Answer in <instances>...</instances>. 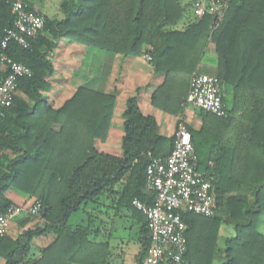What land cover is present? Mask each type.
Here are the masks:
<instances>
[{
  "label": "trees",
  "instance_id": "obj_1",
  "mask_svg": "<svg viewBox=\"0 0 264 264\" xmlns=\"http://www.w3.org/2000/svg\"><path fill=\"white\" fill-rule=\"evenodd\" d=\"M22 1L29 9L38 7L45 24L27 48L11 42L5 51L30 68L31 76L18 81L11 106L0 115V214L13 205L6 193L14 191L41 203V226L24 228L14 239L0 237L3 264H106L102 259L109 243L92 239L99 233L93 219L68 224L74 214L85 213L87 205L103 204L102 198L115 210L139 216L137 264H143L150 244L144 215L132 201L153 203L154 196L145 190L146 166L150 157L169 155L173 137L160 135L155 118L143 115L137 96H131L121 114V155L100 152L118 92L79 86L53 109L46 94L54 74L50 57L60 40L123 58L148 54L153 74L163 78L151 94V104L179 116L178 122L183 120L190 79L208 44L213 45L214 76L226 116L199 111L200 130L186 126L199 171L202 165L201 172L214 175L216 215L181 212L187 243L182 264L192 253L203 252V264L211 263L223 212L232 220L234 235L224 241L221 264H264V234L254 224L262 213L264 193V0H227L218 26L206 13L181 29L173 28L187 8L193 11L197 3L210 0H62L61 18L40 10L44 0ZM13 20L9 0H0V42ZM6 74L0 66V82ZM214 152L210 169L206 160ZM245 194H251L253 202ZM48 234L54 238L47 246L33 244Z\"/></svg>",
  "mask_w": 264,
  "mask_h": 264
},
{
  "label": "built area",
  "instance_id": "obj_2",
  "mask_svg": "<svg viewBox=\"0 0 264 264\" xmlns=\"http://www.w3.org/2000/svg\"><path fill=\"white\" fill-rule=\"evenodd\" d=\"M14 17L11 27L4 30L0 42L2 53L0 66L7 71L0 82V115L11 106L20 79L30 77L31 70L22 63L9 58L5 51L14 42L27 48L43 30L45 18L37 9H29L22 0H9ZM227 0H210L197 3L193 17L201 19L206 13L214 17V25L222 21L227 10ZM143 58L150 61V56ZM184 106L193 107L222 118L226 116L221 100L220 82L214 75L194 73L190 79ZM208 167H213L212 162ZM214 175L198 169L191 136L184 120L176 125L172 149L166 157H150L145 170V190L154 196L153 203L146 205L138 200L132 205L145 218L150 234V244L143 264H182L187 250L186 226L181 212L204 218L216 215V192ZM41 203L36 199L23 205H11L0 214V237L9 234L11 223L22 216L40 219Z\"/></svg>",
  "mask_w": 264,
  "mask_h": 264
},
{
  "label": "crops",
  "instance_id": "obj_3",
  "mask_svg": "<svg viewBox=\"0 0 264 264\" xmlns=\"http://www.w3.org/2000/svg\"><path fill=\"white\" fill-rule=\"evenodd\" d=\"M187 1L191 2V0ZM35 8L39 9L38 7ZM42 9L40 8L41 11ZM61 16V13L55 14L54 18H61ZM193 19L191 8H187V11L182 15V23L179 29L187 23L192 22ZM205 55L210 57L215 56L212 44H208L206 47ZM52 57L54 74L51 77L52 87L46 94V97L53 109L61 107L75 93L79 86H86L90 89L104 92H112L114 90L118 92L108 136L104 143L98 145L100 152L113 156L121 155V138L123 136L121 114L124 111L125 101L131 96H137L138 106L143 115L155 118L160 135L166 138L174 136L179 116L165 114L152 106L151 94L162 83L163 78L153 74L149 61H146L143 56L123 58L119 55H108L84 48L76 43L65 44L63 40H60L57 47L52 51ZM202 69H208V67L199 64L195 73H204L201 72ZM207 74H215L214 66L211 68V72ZM199 114V111L193 107H187L183 113V120L194 131H198L202 127ZM215 153H211L206 161L214 162L213 157H215ZM203 168L200 165V171H203ZM6 196L12 201L13 205H23L31 201L14 191H8ZM101 202L104 205L101 204L98 207L97 205L89 204L85 207V213L82 211L76 213L80 214L79 223H84L90 217L91 220L93 219V225L97 227L99 232L92 239L96 242L108 240L109 245L108 249H106L107 258L105 259V256L102 259V261L106 260V264H137L135 257L139 251L137 240L139 216L125 211L123 208H116L115 210V207L110 206L109 199L104 200L102 198ZM71 218L68 224L70 226L78 225L70 223ZM14 222L11 223V227ZM109 229H111L109 233L110 237H107ZM259 232L264 234L262 230H259ZM50 236L52 235L41 236L37 239L39 241L41 238L45 240ZM11 237L14 239L16 236L11 234ZM229 237L221 235L220 228L215 240L216 251H213L211 255L210 264H221L224 257V253L221 250L224 247L225 239ZM53 238L52 236V239L48 243L43 242L42 246H47ZM202 256H204L203 261L201 259ZM206 256L204 252L201 254L192 253L183 264H203Z\"/></svg>",
  "mask_w": 264,
  "mask_h": 264
},
{
  "label": "rangeland",
  "instance_id": "obj_4",
  "mask_svg": "<svg viewBox=\"0 0 264 264\" xmlns=\"http://www.w3.org/2000/svg\"><path fill=\"white\" fill-rule=\"evenodd\" d=\"M62 0H44L43 1V9L42 12L45 15H48L49 17H54L55 14H60V10H59V5L61 3ZM202 1V0H201ZM184 4L187 3L188 1L183 0ZM181 20L175 25V28L179 29L181 27ZM174 28V29H175ZM51 58V57H50ZM51 60H53V57L51 58ZM201 65H205L208 67V69H202L201 72L204 73H209L211 72V68L214 66V57H210L208 55H205L204 58L202 59V62L200 63ZM212 66V67H211ZM190 108V107H189ZM245 198L247 199V201H249L250 203L253 202V198L251 196V194H245ZM261 207H262V213L256 218L255 220V226L258 227L259 230L264 231V193L262 194L261 197ZM79 216L80 214H75L72 218H71V222L72 224H79ZM221 217L222 220H224V224L221 226V235L223 236H233L234 235V230L232 228V220L223 212L221 213ZM27 218V219H25ZM24 220H27L26 222H24ZM15 222L13 223L12 227L9 230V234L8 236L11 237V234L14 236H18L21 234L22 230L24 228H31L34 229L36 227L41 226V221L40 220H35V219H29L28 217L22 216L17 220H14ZM49 235V234H48ZM47 235V236H48ZM52 239V236H50L49 238L47 237L45 240H43V238L40 239V241L35 238L33 240V244L38 247H41L43 245V242L48 243L50 240ZM2 260L0 259V264H2Z\"/></svg>",
  "mask_w": 264,
  "mask_h": 264
}]
</instances>
